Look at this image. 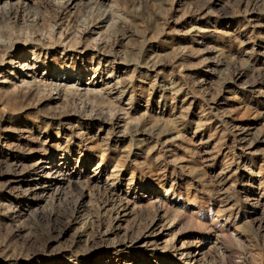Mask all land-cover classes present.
I'll list each match as a JSON object with an SVG mask.
<instances>
[{"label": "rangeland", "instance_id": "374dc122", "mask_svg": "<svg viewBox=\"0 0 264 264\" xmlns=\"http://www.w3.org/2000/svg\"><path fill=\"white\" fill-rule=\"evenodd\" d=\"M0 264H264V0H0Z\"/></svg>", "mask_w": 264, "mask_h": 264}, {"label": "bare ground", "instance_id": "6f19581e", "mask_svg": "<svg viewBox=\"0 0 264 264\" xmlns=\"http://www.w3.org/2000/svg\"><path fill=\"white\" fill-rule=\"evenodd\" d=\"M189 257H191V258L193 259V257H192V256H189ZM189 257H188V258H189Z\"/></svg>", "mask_w": 264, "mask_h": 264}]
</instances>
